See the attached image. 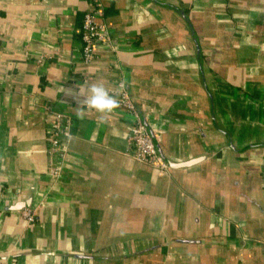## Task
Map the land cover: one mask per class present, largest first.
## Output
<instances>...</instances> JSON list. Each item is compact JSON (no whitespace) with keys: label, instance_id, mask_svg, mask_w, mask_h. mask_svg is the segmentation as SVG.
Masks as SVG:
<instances>
[{"label":"crops","instance_id":"obj_1","mask_svg":"<svg viewBox=\"0 0 264 264\" xmlns=\"http://www.w3.org/2000/svg\"><path fill=\"white\" fill-rule=\"evenodd\" d=\"M100 2L114 48L87 63L93 0H0V264H264V0ZM93 81L115 110L77 103ZM121 85L168 158L201 159L129 154ZM54 111L73 119L57 178Z\"/></svg>","mask_w":264,"mask_h":264},{"label":"built area","instance_id":"obj_2","mask_svg":"<svg viewBox=\"0 0 264 264\" xmlns=\"http://www.w3.org/2000/svg\"><path fill=\"white\" fill-rule=\"evenodd\" d=\"M93 4L92 9L84 12L80 28L81 52L84 62L87 63L95 59L97 44L110 49L114 48V39L108 25L103 20L104 8L100 0H93ZM119 95L121 103L133 115L132 125L128 131L129 148L127 152L139 162L168 171L170 168L157 153L153 138L129 93L122 87L119 89ZM52 113L54 118L47 140L48 172L57 178L63 170L69 152L70 141L73 137V119L64 112L54 111ZM22 215L28 223L36 221L35 211L29 206L22 209Z\"/></svg>","mask_w":264,"mask_h":264},{"label":"clouds","instance_id":"obj_3","mask_svg":"<svg viewBox=\"0 0 264 264\" xmlns=\"http://www.w3.org/2000/svg\"><path fill=\"white\" fill-rule=\"evenodd\" d=\"M74 96L80 106L84 105L101 113L112 112L119 106L118 101L109 90L103 84L94 81L88 83L87 94L79 88ZM77 115H82V113L78 112Z\"/></svg>","mask_w":264,"mask_h":264},{"label":"water","instance_id":"obj_4","mask_svg":"<svg viewBox=\"0 0 264 264\" xmlns=\"http://www.w3.org/2000/svg\"><path fill=\"white\" fill-rule=\"evenodd\" d=\"M158 1H159V0H158ZM161 3H166V4H168V5H172V6H174L173 4H170V3H168V2H161ZM174 7L180 9V11L182 12L183 16H185V17L187 18V15H186V12H185L184 9H182L181 7H178V6H174ZM197 47H198V51H199V53H200V49H199V44H198V43H197ZM207 90H208V89H207ZM208 93H209V97H210V99L213 100L212 92H210V91L208 90ZM140 115H141V114H140ZM141 117H142L144 123L146 124V126H147V128H148V131L150 132L152 138H153V141H154V143H155V147H156V151H157V153H158V154L164 159V161L167 163V165L169 166V168L190 166V165L196 163L199 159H201V157H199V158H191V159H189V160L176 161V160H173V159H171V158H168V157L163 153V151L161 150V147H160V145L158 144V142L156 141V139H155V135H154V133L152 132V130L150 129V127H149V125H148L146 119H145L144 116H142V115H141ZM222 131H223L224 134H226V136L228 137V143H229V146H230L232 149H236V147L233 145V142L231 141V139H230L229 135L226 133V131L223 130V129H222ZM21 205H23V204H21ZM29 205H30V203H27V204H24L23 207H28ZM21 208H22V207H21Z\"/></svg>","mask_w":264,"mask_h":264}]
</instances>
